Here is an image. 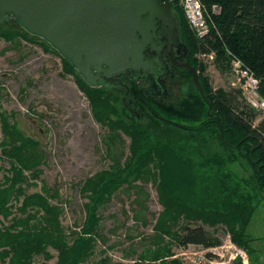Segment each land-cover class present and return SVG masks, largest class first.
Wrapping results in <instances>:
<instances>
[{"label":"trees","instance_id":"trees-1","mask_svg":"<svg viewBox=\"0 0 264 264\" xmlns=\"http://www.w3.org/2000/svg\"><path fill=\"white\" fill-rule=\"evenodd\" d=\"M198 1L209 28L202 39L191 32L178 0H158L172 4L184 62L198 73L210 113L186 69L149 86L140 83L144 78L129 77L123 85L91 87L46 40L30 34L16 19L0 21V39L12 45L38 44L61 60L64 75L73 77L88 101L93 120L107 129L104 140L112 161L81 184L84 219L67 233L61 224L63 208L56 203L59 194L44 186L40 192H27L41 175L44 157L38 142L10 121L14 113L0 112V163L9 165L0 167L5 172L0 182V264H34L40 256L50 260V250L56 252L54 264L85 263L99 239V208L120 188L139 181L155 186L162 212L153 227L154 249L133 264H180L165 260L172 253L163 236L180 247L217 245L206 227H221L247 252L251 264L260 263L246 230L264 199V111L247 103L240 87L231 92L213 89L198 55L213 54L211 63L230 76L232 63L238 61L258 82L256 94L264 101V0ZM165 92L175 96L168 98ZM122 135L130 141L123 163L116 154ZM135 188L139 211L134 217L144 221L143 189ZM99 264L111 263L103 259Z\"/></svg>","mask_w":264,"mask_h":264},{"label":"rangeland","instance_id":"rangeland-1","mask_svg":"<svg viewBox=\"0 0 264 264\" xmlns=\"http://www.w3.org/2000/svg\"><path fill=\"white\" fill-rule=\"evenodd\" d=\"M206 66V75L213 89L231 92L241 85L237 78L220 73L214 64L207 63ZM0 91V112L15 114L10 121H17L20 130L38 142V149L44 157L39 167V180L34 181L36 186L27 192H40L42 186L56 191L59 194L56 203L63 208V228L67 233L76 230L84 219L83 205L86 202L80 192L81 184L112 165L104 140L107 129L93 120L88 101L73 77L64 75L61 60L44 52L38 44L20 41V44L12 45L0 39ZM175 95H179L177 90ZM129 143V138L122 135L116 150L121 163L129 155ZM0 167L8 169V162L3 160ZM4 175L5 172L0 171V182ZM134 185L120 188L99 208V239L93 255L82 264H99L103 259H108L111 264H133L140 260L143 252L154 249L153 227L162 207L152 182L139 181ZM135 187L143 189L145 222L134 217V211H139L135 203L139 191ZM206 230L216 240L222 238L221 227H206ZM246 235L253 240L251 246L261 262L264 258V199L255 210ZM163 240L175 256L176 242H170L168 236H163ZM50 254V260L40 256L34 259V264H54L56 252L50 250ZM177 259L165 258L166 261Z\"/></svg>","mask_w":264,"mask_h":264},{"label":"water","instance_id":"water-1","mask_svg":"<svg viewBox=\"0 0 264 264\" xmlns=\"http://www.w3.org/2000/svg\"><path fill=\"white\" fill-rule=\"evenodd\" d=\"M5 18L46 40L91 87L112 84L125 74L133 79L159 75L164 65L145 54L155 51L159 26L169 46L180 45L172 4L158 0H0V21ZM170 61L192 74L210 113L195 69Z\"/></svg>","mask_w":264,"mask_h":264},{"label":"built area","instance_id":"built-area-1","mask_svg":"<svg viewBox=\"0 0 264 264\" xmlns=\"http://www.w3.org/2000/svg\"><path fill=\"white\" fill-rule=\"evenodd\" d=\"M178 5L182 9L188 22L191 32L199 39L204 38L209 31L208 25L203 15V11L198 0H178ZM213 54H199L198 59L204 64L213 61ZM231 76L238 79L243 90L247 103L252 107L264 111V101L256 94L258 82L254 80L247 71L241 69L238 61L232 63ZM234 81H236L234 79ZM218 245L211 247H200L188 245L187 247L177 248V253L172 259H177L180 264H251L250 257L245 250L235 245L229 233L223 231L222 238ZM259 264H264V258Z\"/></svg>","mask_w":264,"mask_h":264},{"label":"flooded vegetation","instance_id":"flooded-vegetation-1","mask_svg":"<svg viewBox=\"0 0 264 264\" xmlns=\"http://www.w3.org/2000/svg\"><path fill=\"white\" fill-rule=\"evenodd\" d=\"M160 29L161 28L159 26L155 31L156 35L159 36L158 44L155 47L156 48L155 51L146 50L145 54L149 57H154V56L157 57L162 62V64L164 65L165 69L161 70L159 72V75H157L155 77H150L147 79L144 78V80L140 81V83H144L147 86H149L150 83H153V81L158 82V81L163 80V79L169 80V77L172 76L173 73L176 74V69H179V70L185 69V68H181V67H178V66L172 64V62L170 61V59L172 58V60L176 64H185L184 54H183L181 44L179 46H174L173 44H170V46H169L165 34L160 32ZM164 74H166V75L163 76ZM129 77H131V76L128 74L121 75L120 77L114 78L113 83H118V84L123 85V81L126 80L125 78H129ZM140 78L141 77H137L136 79L140 80ZM166 95L168 98L175 96L169 92L168 93L165 92V96ZM129 111L132 115L138 116V114H137L138 112H137V109L135 107H130Z\"/></svg>","mask_w":264,"mask_h":264}]
</instances>
